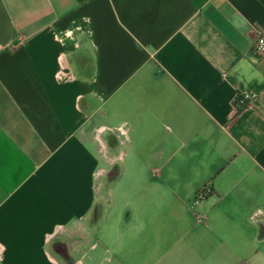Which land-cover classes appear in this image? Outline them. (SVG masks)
<instances>
[{"label": "crops", "instance_id": "0c3cea01", "mask_svg": "<svg viewBox=\"0 0 264 264\" xmlns=\"http://www.w3.org/2000/svg\"><path fill=\"white\" fill-rule=\"evenodd\" d=\"M257 27L264 0H0V264H264Z\"/></svg>", "mask_w": 264, "mask_h": 264}, {"label": "built area", "instance_id": "2783aa9c", "mask_svg": "<svg viewBox=\"0 0 264 264\" xmlns=\"http://www.w3.org/2000/svg\"><path fill=\"white\" fill-rule=\"evenodd\" d=\"M253 53L256 56L264 55V29L262 27L256 28L255 40L253 43ZM252 96L250 94L243 93L237 97L236 104L238 108H245L250 103ZM209 195L207 191H201L196 194L195 201L205 199Z\"/></svg>", "mask_w": 264, "mask_h": 264}]
</instances>
